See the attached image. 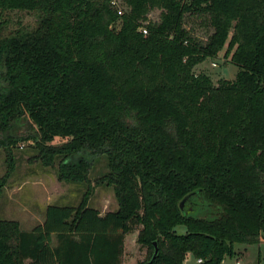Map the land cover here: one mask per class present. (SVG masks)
<instances>
[{
  "label": "trees",
  "instance_id": "trees-1",
  "mask_svg": "<svg viewBox=\"0 0 264 264\" xmlns=\"http://www.w3.org/2000/svg\"><path fill=\"white\" fill-rule=\"evenodd\" d=\"M124 2L118 14L112 0H0L8 171L10 147L22 140L32 139L41 163L57 162L68 181H89L94 157L104 154L100 180L118 201L101 213L88 204L89 186L78 205L47 204L30 229L0 219V264H120L135 224L148 249L137 264H184L188 251L201 258L196 264H222L236 243L261 240L264 0ZM153 8L156 21L147 18ZM12 9L37 12V24L2 34ZM186 12L206 15V40L184 27ZM225 44L234 78L215 84L193 71ZM5 182L6 174L0 191Z\"/></svg>",
  "mask_w": 264,
  "mask_h": 264
},
{
  "label": "rangeland",
  "instance_id": "rangeland-1",
  "mask_svg": "<svg viewBox=\"0 0 264 264\" xmlns=\"http://www.w3.org/2000/svg\"><path fill=\"white\" fill-rule=\"evenodd\" d=\"M124 9V0H117ZM160 8L151 9L148 20L159 19ZM4 26L2 34L10 33L18 26L34 27L37 24L38 13L28 10H6L3 12ZM143 22H146L144 20ZM183 25L191 34L201 40H206L213 30L208 24L206 15H195L186 12ZM232 33V28L229 35ZM226 44L214 56H207L204 60L193 66V71L204 72L217 84L221 78H234L238 65L225 55ZM26 125L19 129V133H26ZM14 159L12 170L8 171L6 148L0 145V177L6 174V182L0 191V219H15L22 229H30L44 218L45 207L49 203L78 205L84 191L90 186L91 193L88 204L97 208L101 213L118 207L112 185L100 180V176L108 170L106 157L99 154L94 157L93 166L89 172V181L74 182L60 179L57 175V162L54 165H44L36 157L37 149L32 139L18 141L10 147ZM141 224H135L133 229L125 234L120 264H137L145 258L148 249L138 239ZM175 231L182 233L185 226L180 224L174 227ZM264 236V233H262ZM53 241L55 236L53 235ZM236 253L227 256L224 264H234L239 260L241 264H264V239L258 242L243 244L236 243ZM191 252H186L184 264H196Z\"/></svg>",
  "mask_w": 264,
  "mask_h": 264
},
{
  "label": "built area",
  "instance_id": "built-area-1",
  "mask_svg": "<svg viewBox=\"0 0 264 264\" xmlns=\"http://www.w3.org/2000/svg\"><path fill=\"white\" fill-rule=\"evenodd\" d=\"M112 3L116 6V9H117V13L120 14L123 12V9L119 6L118 4V1L117 0H112ZM141 30L143 33H146L147 32V28L145 25H141L140 26ZM201 258H198L197 261H200Z\"/></svg>",
  "mask_w": 264,
  "mask_h": 264
},
{
  "label": "water",
  "instance_id": "water-1",
  "mask_svg": "<svg viewBox=\"0 0 264 264\" xmlns=\"http://www.w3.org/2000/svg\"><path fill=\"white\" fill-rule=\"evenodd\" d=\"M187 196H188V195H185V196L181 199V201H180V206H183V203H184L185 199L187 198ZM154 244H155V242H154ZM156 252H157V246L155 245L154 253H156Z\"/></svg>",
  "mask_w": 264,
  "mask_h": 264
},
{
  "label": "crops",
  "instance_id": "crops-1",
  "mask_svg": "<svg viewBox=\"0 0 264 264\" xmlns=\"http://www.w3.org/2000/svg\"><path fill=\"white\" fill-rule=\"evenodd\" d=\"M261 239H264V236H262ZM235 249H236V246H235ZM224 259H225V258H224ZM224 259H223V260H224ZM223 260H222V264H224ZM234 264H241V263H239V260L237 259L236 262H235Z\"/></svg>",
  "mask_w": 264,
  "mask_h": 264
}]
</instances>
